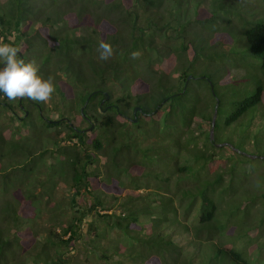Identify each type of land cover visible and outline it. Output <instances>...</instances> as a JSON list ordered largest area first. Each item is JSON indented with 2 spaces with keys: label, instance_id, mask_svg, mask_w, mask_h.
Masks as SVG:
<instances>
[{
  "label": "trees",
  "instance_id": "16d2710c",
  "mask_svg": "<svg viewBox=\"0 0 264 264\" xmlns=\"http://www.w3.org/2000/svg\"><path fill=\"white\" fill-rule=\"evenodd\" d=\"M254 1L0 0V39L44 78L62 74L61 107L0 94V264H255L264 190L249 201L234 186L260 159L220 153L241 132L237 149L264 156V17L254 18ZM101 41L114 49L106 61ZM135 107L150 115L132 124ZM180 153L192 163L178 166Z\"/></svg>",
  "mask_w": 264,
  "mask_h": 264
},
{
  "label": "rangeland",
  "instance_id": "374dc122",
  "mask_svg": "<svg viewBox=\"0 0 264 264\" xmlns=\"http://www.w3.org/2000/svg\"><path fill=\"white\" fill-rule=\"evenodd\" d=\"M251 3V7H253V8H255V9H257L256 10V15H255V19H258V18H261V17H264V10H261V4H262V2H261V0H255L254 2H250ZM224 50H228V47H226V46H224ZM75 51H76V49H75ZM258 64H259V61L258 60H255ZM39 65V64H38ZM228 70L229 71H231V74L232 75H234V78H236V79H239V78H241L242 77V75H243V72L240 70V72L239 71H237V70H233V68H231V69H229V67H228ZM60 76V78H61V76H62V74H58V72H57V74L56 75H53V76H51L53 79H55L57 76ZM189 77H191L192 78V76H189ZM60 78H58V79H56V80H59ZM54 94H57L56 92L54 93ZM1 98H3V95L1 96ZM57 101V102H56ZM102 102V101H101ZM100 102V103H101ZM54 103H56V105L58 106V107H61V101L59 100V98H58V94L57 95H55V96H52V98H51V100L50 101H48V102H46L45 103V108H46V110L48 109V110H51L52 109V107H53V104ZM85 103H86V100H85V102H84V105H85ZM56 105H54V106H56ZM83 105V106H84ZM56 106V107H57ZM82 106V107H83ZM159 106V105H158ZM157 106V107H158ZM81 107V108H82ZM2 108L0 107V111H2L1 110ZM19 110H20V107H19ZM41 111V110H40ZM40 111H39V115L40 116H38V114H33V119H32V122H34V124L37 126V127H41L42 126V118H41V114H40ZM26 113H27V111L24 113V116H26ZM154 113V112H153ZM153 113H151V114H153ZM145 114H147V115H150V113H144V115ZM17 115H18V117H21L22 115H23V112L22 111H17ZM48 115H49V117H51L52 119H58V117H59V115H57V114H55V113H51V114H49V112H48ZM105 115V112H101V111H98V114L97 115H95V116H104ZM66 117H69V116H67L66 115ZM70 118H72L71 116H70ZM6 122H8V120H6V117H3V116H0V129H2V127H4V128H7V126H6ZM256 124H259V120L257 119L256 120V122H255ZM255 124V125H256ZM254 124H253V126H252V128L255 126ZM92 132V131H91ZM91 132H86L88 135H92L91 134ZM241 132L240 133H238L237 135H236V137H235V140L233 141V143H231V144H229L230 145V147H228V149H223V150H225V151H221L220 153L221 154H226V153H230V151L232 150L233 151V153H237V154H244V155H246V157H249V158H251V159H260V160H255V162H253L252 164H253V167H251V166H249V165H246V166H244L245 168L243 169V168H240V173H238V177H239V179H238V182L235 184V186H234V189H240V190H243V193H240V195L241 196H243L242 198L243 199H245V200H248L249 199V201L250 200H252V199H254L255 198V196L256 195H258L259 193H261V190H264V183H263V180H264V162L263 161H261V160H264V156H259L258 154H250L249 152H247V151H251V150H249V149H247V148H245L246 149V151H239L237 148H238V143H239V140H240V137H241V135H243V134H241ZM141 138V137H140ZM147 140L148 139H146V140H142V139H140V141H142V144L144 145L146 142H147ZM33 143V142H32ZM224 143V142H223ZM33 144H36V143H33ZM141 144V145H142ZM224 144H219V145H216L217 147H221V146H223ZM174 151V154L176 153V151L175 150H173ZM217 153H218V151H216ZM245 152H247V153H245ZM229 156H230V154H229ZM192 162L190 161V159L188 158V156L185 154V153H180L179 155H178V166H184V165H190ZM238 163H240V162H238ZM251 164V165H252ZM57 182H58V186H57V191H58V194H57V197H61L63 194H64V189H63V187H64V185L63 184H61L60 182H59V180H56ZM125 182H126V179L124 180ZM183 181H187V180H183ZM173 185V183L171 182L170 183V185ZM61 195V196H60ZM239 202V200H237V202H236V204ZM248 202V201H247ZM197 207H198V205H197ZM241 209L239 210V211H237V214H238V216L239 217H243V216H245L246 215V213H247V211H246V207L245 206H243V207H240ZM198 217H199V212H198V210H197V208L193 211V213H192V215H191V217H190V219H189V224L191 223H195V222H197L198 221ZM171 227H165V232L166 233H170L171 232ZM240 234L243 236V237H247V229H245V228H241L240 229ZM172 238H173V240H174V242H176V243H178L180 246H183V247H186L185 246V239L182 237V236H180L179 234H173L172 235ZM262 243V245H263V243H264V241H262V242H260V244ZM240 245V244H239ZM260 253L262 254V253H264V246H263V250H262V252L261 251H254V254L251 256V258H252V261H256L255 262V264H258V262H257V260L261 263V264H264V256H263V260H262V262H261V257L259 256L260 255ZM264 255V254H263Z\"/></svg>",
  "mask_w": 264,
  "mask_h": 264
},
{
  "label": "clouds",
  "instance_id": "9594fccd",
  "mask_svg": "<svg viewBox=\"0 0 264 264\" xmlns=\"http://www.w3.org/2000/svg\"><path fill=\"white\" fill-rule=\"evenodd\" d=\"M19 51V48L0 39V94L10 101H50L56 90L53 78H44L37 62L34 59L26 62L18 55ZM97 51L99 59L106 61L113 55L114 49L110 43L101 41ZM132 55L135 57L138 54Z\"/></svg>",
  "mask_w": 264,
  "mask_h": 264
},
{
  "label": "water",
  "instance_id": "95a60500",
  "mask_svg": "<svg viewBox=\"0 0 264 264\" xmlns=\"http://www.w3.org/2000/svg\"><path fill=\"white\" fill-rule=\"evenodd\" d=\"M190 79H191V77H188V80H190ZM104 95H105V100H108V95H107L106 93H104ZM88 99H89V98H88ZM88 99L86 100L85 105L80 109V113H81L82 116H83L84 108L86 107V104H87V102H88ZM105 100H104V101H105ZM104 101H102V102L100 103L101 106L104 104ZM138 112H141V108H140V107H135V108L133 109V115L136 116V114H137ZM145 116H147V114H145ZM86 119L89 121L88 118H86ZM215 119H216V111H215L214 114H213L212 122H211V134H210V137H211V138H212V132H213V127H214ZM130 121H131L132 124H136V123H137V118L134 117V118L131 119ZM70 127H72L71 124H70ZM93 129H94V124L91 122L89 128H87L86 130H84V131H82V132H83V133H85V132H91Z\"/></svg>",
  "mask_w": 264,
  "mask_h": 264
},
{
  "label": "flooded vegetation",
  "instance_id": "af4514ba",
  "mask_svg": "<svg viewBox=\"0 0 264 264\" xmlns=\"http://www.w3.org/2000/svg\"><path fill=\"white\" fill-rule=\"evenodd\" d=\"M18 55H20V52L18 53ZM104 101V100H103ZM106 103V101H104V104ZM104 104L102 105V106H104ZM115 107V106H114ZM106 108L108 109V110H110L111 109V106L110 105H106ZM20 110L24 113V112H26L25 111V109H24V106H20ZM102 111V110H101ZM104 112V111H103ZM28 113V112H27ZM27 115V114H26ZM144 115V113H143V111H142V109H141V112H138L137 114H136V116H134L133 115V113H132V117L131 118H127V119H129V121L131 120V119H133L134 117H136L137 118V121L139 120V118L140 117H142ZM46 116V115H45ZM91 115L90 114H88V115H83V118H84V120L87 122V123H89V122H92V123H94L93 121H92V119H91V117H90ZM47 117V116H46ZM86 118H88L89 119V121L86 119ZM49 120H47V122H48ZM54 121H58L57 119L56 120H54ZM85 130V129H84Z\"/></svg>",
  "mask_w": 264,
  "mask_h": 264
}]
</instances>
